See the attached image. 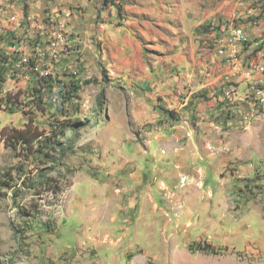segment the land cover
<instances>
[{"label":"rangeland","instance_id":"obj_1","mask_svg":"<svg viewBox=\"0 0 264 264\" xmlns=\"http://www.w3.org/2000/svg\"><path fill=\"white\" fill-rule=\"evenodd\" d=\"M143 1L12 0L7 16L17 14V21L6 17L0 25V49L19 64L37 61L39 74L17 65L0 78V178L12 177L20 187L16 194L0 188V264H264V105L257 104L256 114L248 105L264 83L226 94L221 84L218 94L199 91L180 109L165 105V94H147L136 82L129 87L123 77L113 80L101 65L84 67V44L72 41L71 14L92 15L90 24L98 26L121 8L117 21L123 22L127 9L137 16ZM199 1L186 7L182 0H153L146 8L157 10L164 2L194 18ZM230 1L213 0L214 21L192 24L193 33L218 52L221 25L254 29L245 33L238 61L252 48L248 59L264 63V0H242L251 2V13L239 10V0ZM201 6L208 12L207 0ZM159 34L155 23L153 35ZM161 35L167 39L156 38L146 53L149 64L161 63L164 73L155 86L165 89V56L175 51L170 41L187 36ZM68 40L76 51L66 48ZM96 46L103 52L100 42ZM66 68L79 73L81 83L90 81L70 105L80 127L61 139L66 156L52 161L7 147L2 129L23 128L26 113L47 130L66 119L57 88L43 95L41 111L32 104L39 79L52 75L68 82ZM8 93L18 94L23 106L8 109L2 102ZM42 174L57 194L35 191Z\"/></svg>","mask_w":264,"mask_h":264},{"label":"crops","instance_id":"obj_2","mask_svg":"<svg viewBox=\"0 0 264 264\" xmlns=\"http://www.w3.org/2000/svg\"><path fill=\"white\" fill-rule=\"evenodd\" d=\"M149 1L151 4H147V0H144L141 7L135 10L137 16H130L128 13L130 8L127 9V16L125 17L128 18L123 22L117 21L119 14H116L115 11L111 15L110 22L103 24L99 22L98 26L90 24L92 15L73 13L69 16L71 28L76 35L72 41L84 44L83 49L80 50L83 56L84 54L87 55L84 57L87 62L82 60L83 63L85 62L84 67L94 64L101 65L104 67L103 70L109 72L113 80L123 77L125 81H128L129 87L132 82H136L147 94H165V105L170 104V102L178 103V105H174L180 109H183L188 104L187 101L199 91L207 90L211 95L218 94L217 88L221 84H223L226 94L230 90L244 91L253 82L254 85L259 81L264 83V63L258 62L260 58L251 57L248 59L252 48L244 51L241 60L234 65L226 61L216 50H210L205 39L202 41L201 36L193 33L194 24L196 28H199L202 25H210L214 21L215 13L211 9L213 0H207L208 12L202 11L200 0L194 7L196 10L194 18L190 13L186 14V12L183 13L184 16H181L174 8L170 6L166 8L165 0L160 2L158 8V4L154 6L157 10L148 9L146 7H153V0ZM182 1H184L183 5L189 6V0ZM241 1L236 3L240 7L239 10L244 13L254 11L251 2H242L243 4H241ZM230 3L232 6L233 0ZM13 4L12 0H0V25L5 24L6 17L9 20L10 15L14 14L11 13L7 16V11L10 7L12 8ZM157 11H159L158 14ZM104 13L102 16H105ZM232 13L233 9H231L230 14ZM153 18H157L155 23L160 33L157 37L153 35L155 29ZM261 20H264V14ZM116 22L120 23V26H116ZM8 23L10 22L8 21ZM253 30L247 29L245 26V33L251 34ZM92 31L94 32L92 33ZM163 31L175 34L182 32L187 38L170 41L171 44H174L175 51L173 56H167L165 53V60L167 61L165 64V89H160L155 85L157 76L163 74L164 70L160 62L157 64H155L156 62L151 64L147 62L146 51L151 44L156 45L154 43L156 38L158 40L167 39L166 36L161 35ZM92 42H100L103 52L99 50L97 53L96 43ZM257 64H259L260 70L255 72L254 68ZM81 66L80 70L82 71L84 67ZM183 96L186 99L182 100L179 105L178 99ZM215 104L214 101L213 105Z\"/></svg>","mask_w":264,"mask_h":264},{"label":"trees","instance_id":"obj_3","mask_svg":"<svg viewBox=\"0 0 264 264\" xmlns=\"http://www.w3.org/2000/svg\"><path fill=\"white\" fill-rule=\"evenodd\" d=\"M119 15L122 16V9L119 8ZM264 14V5L262 7V15ZM16 39L14 34L8 35ZM3 41V37L0 38ZM5 40V39H4ZM76 51L75 49H71ZM18 59L16 56L7 55L0 49V65L3 72H0V78L2 74L9 70H13L15 66L21 65L33 76H38L37 68L38 62L26 61L25 63H17ZM65 78H69V81L61 79L58 80L52 75L43 76L39 79L38 86L32 89L33 91V110L41 111V106L44 105V96L52 94V92L57 88V97L59 101L60 111L66 119L52 125L50 130L41 128L40 124L36 122V116L26 113L29 117L28 123L23 128L16 127H4L1 131V139L4 141L5 145L14 151L26 152L29 157H34L36 155L44 156L48 160L55 161V158L61 159L65 157L67 152V146L63 145L61 139L66 136L70 131L76 133L79 130V121L72 119L73 115L77 114V109L73 111L70 110V105L74 104L75 101L80 100L79 91L82 85H88L89 80H84L81 83L79 78V73H73L69 68L64 70ZM0 93H2L0 89ZM18 95V94H17ZM8 93L5 97H2V102L4 105L12 110L19 109V106H23V102L19 99V96ZM44 95V96H43ZM5 99V100H4ZM62 152V155L61 153ZM47 178V179H46ZM37 185H34L36 192L39 190H48L51 194H57V191L50 189V179L49 175L42 174L39 178ZM26 185V183H24ZM0 188H6L8 191L16 194L20 187L14 183L12 177L3 179L0 178ZM205 250V248L203 249Z\"/></svg>","mask_w":264,"mask_h":264},{"label":"built area","instance_id":"obj_4","mask_svg":"<svg viewBox=\"0 0 264 264\" xmlns=\"http://www.w3.org/2000/svg\"><path fill=\"white\" fill-rule=\"evenodd\" d=\"M17 21V15L11 14L9 22L11 24ZM247 42L244 28L239 25H221L219 28L218 38L215 39L217 53L222 56L229 63H237L239 55V47H242ZM73 45L71 40H68L66 48L72 49ZM72 51V50H71ZM254 98L248 103L249 107L253 109L254 113H259L257 104L260 102L264 105V90H257L254 93Z\"/></svg>","mask_w":264,"mask_h":264}]
</instances>
